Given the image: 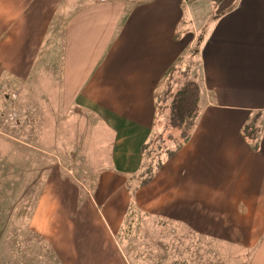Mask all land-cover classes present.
Here are the masks:
<instances>
[{
	"label": "crops",
	"instance_id": "obj_1",
	"mask_svg": "<svg viewBox=\"0 0 264 264\" xmlns=\"http://www.w3.org/2000/svg\"><path fill=\"white\" fill-rule=\"evenodd\" d=\"M205 18L210 25L199 23ZM200 27L199 115L134 188L128 174L156 132L157 103L168 82L169 94L182 84L169 72H184L179 58ZM41 78L63 117L92 120V141L101 142L86 155L85 174L60 161L39 168L27 229L43 242L44 264H131L116 236L128 207L145 226L177 234L178 260L160 264H200L183 238L235 243L251 249L249 264H264V0H0V82ZM249 120L258 123L250 138Z\"/></svg>",
	"mask_w": 264,
	"mask_h": 264
},
{
	"label": "rangeland",
	"instance_id": "obj_2",
	"mask_svg": "<svg viewBox=\"0 0 264 264\" xmlns=\"http://www.w3.org/2000/svg\"><path fill=\"white\" fill-rule=\"evenodd\" d=\"M195 14L192 11V19L198 23ZM206 18L199 23L210 25L211 19ZM206 31L202 27L198 28L197 39L205 35ZM193 49L194 44L190 52L179 58V62L184 59L182 65L189 72L180 73L174 66L169 72L168 81L178 76L182 78V86L188 80L200 79L197 54L192 52ZM21 84L11 80L0 82V264H44L48 256L46 258L41 252L43 242L27 229L41 196L43 178L39 168H47L60 161L64 165L71 164L76 175L81 170L85 174V168H82L85 157L101 142L92 141L98 135L92 120H81L78 114L63 117L55 105L56 96L51 97V94L40 91L47 90L45 78L37 79L32 84ZM169 84L165 85L166 93L164 85L162 87L165 96L157 107L159 119L156 132L147 148L150 156L164 155L168 148L178 143V132L170 128L173 93H167L171 89L168 88ZM205 96L202 90L200 99ZM22 104L24 108L27 107L25 112L20 106ZM257 126V122L249 120L243 129L244 134L250 138V133L257 130ZM131 175L128 174V177ZM131 213H135L134 208ZM164 226H145L140 219L131 225L127 235L123 231L116 234L121 250L131 264H160L165 257L172 258L174 262L178 260L175 258L179 254L174 249L177 234L172 231V226ZM190 240L183 238V246L188 252L195 250L200 264H249L251 249H242L235 243L204 244L201 239L200 243L194 244ZM188 256L185 253V259Z\"/></svg>",
	"mask_w": 264,
	"mask_h": 264
},
{
	"label": "trees",
	"instance_id": "obj_3",
	"mask_svg": "<svg viewBox=\"0 0 264 264\" xmlns=\"http://www.w3.org/2000/svg\"><path fill=\"white\" fill-rule=\"evenodd\" d=\"M197 41L194 42L195 49L192 50V52H195L196 54L198 51V47L201 44V38L197 39ZM187 71L189 72V69L185 68L183 73ZM199 78V80L194 79L186 81V83L179 87L175 93H173L172 95L170 93L172 97L170 104V117L172 122L170 124V128L178 132V143L173 148H168L165 152V155H157L156 157L150 156L151 154L147 149L150 142H152L151 139H149V141H147L143 145L145 152L141 167L139 168L137 173L132 174L128 177V180L130 182H134V188L143 186L145 183L150 181L163 161L172 156L178 145L188 138L191 129L194 126L195 120L197 119L200 112L202 82L201 77ZM158 106L159 104L157 103V107ZM128 210L129 207L125 212L123 227L121 228V231L125 232L126 235L131 229V225L134 224V222L136 223L137 221H139L140 214L137 209H135L134 214L131 213L132 209H130L129 211Z\"/></svg>",
	"mask_w": 264,
	"mask_h": 264
}]
</instances>
